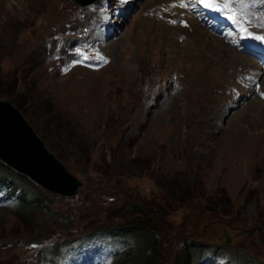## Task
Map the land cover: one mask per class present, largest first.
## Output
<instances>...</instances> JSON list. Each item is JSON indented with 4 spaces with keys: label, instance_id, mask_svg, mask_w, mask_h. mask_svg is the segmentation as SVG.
<instances>
[{
    "label": "rangeland",
    "instance_id": "rangeland-1",
    "mask_svg": "<svg viewBox=\"0 0 264 264\" xmlns=\"http://www.w3.org/2000/svg\"><path fill=\"white\" fill-rule=\"evenodd\" d=\"M129 2L121 17L120 0H0V100L82 182L64 198L0 172L39 204L0 192V264L62 262L57 245L123 224L129 203L157 223V264L190 261L187 243L194 264H264V0H245L263 8L247 33L217 35L165 0Z\"/></svg>",
    "mask_w": 264,
    "mask_h": 264
},
{
    "label": "water",
    "instance_id": "water-1",
    "mask_svg": "<svg viewBox=\"0 0 264 264\" xmlns=\"http://www.w3.org/2000/svg\"><path fill=\"white\" fill-rule=\"evenodd\" d=\"M82 6L96 0H72ZM0 162L52 195L75 196L82 182L45 147L21 113L0 100ZM251 230L242 231L240 235Z\"/></svg>",
    "mask_w": 264,
    "mask_h": 264
},
{
    "label": "trees",
    "instance_id": "trees-1",
    "mask_svg": "<svg viewBox=\"0 0 264 264\" xmlns=\"http://www.w3.org/2000/svg\"><path fill=\"white\" fill-rule=\"evenodd\" d=\"M8 171L12 173L11 170H9L8 168H6V166L0 163V172H8ZM0 183H7L5 182V179L2 178L1 175H0ZM13 189L20 190L16 188L14 184H13ZM166 199L168 198L166 197L164 200ZM168 200L171 201L172 199H168ZM183 202L184 201H181L180 203ZM180 203L179 201H177L174 204L177 205ZM35 206H39V204H37L36 201H32L30 197H28L27 195L23 196L21 194L19 196L20 211L31 212L34 210ZM128 206L132 211L130 213L131 215L130 218L126 221L124 220L123 221L124 223L122 222L123 224H125L124 226L123 224H119L106 228L105 227L100 228V230L90 233L89 235H95L101 233V234L111 235L121 240L123 245V252L120 255V258L122 259V261L116 263V261L119 259L118 258L116 261H114L115 264H157L158 257L153 255L152 252V249L153 247H155L156 244V237L158 235L157 223L155 222L153 217H151L146 211L142 209L141 206L140 208L138 205L136 204L133 205L130 203ZM197 247H198L197 245L188 244V243H187V248L185 246L183 247L184 254L188 253L187 251H189L188 254L189 256H191L190 258L191 260L189 261L188 259L187 261L186 259L182 262V264H194V262L198 261L199 255L197 253H193L192 251ZM189 256L187 255V257Z\"/></svg>",
    "mask_w": 264,
    "mask_h": 264
},
{
    "label": "snow or ice",
    "instance_id": "snow-or-ice-1",
    "mask_svg": "<svg viewBox=\"0 0 264 264\" xmlns=\"http://www.w3.org/2000/svg\"><path fill=\"white\" fill-rule=\"evenodd\" d=\"M200 3L205 7V8H213L216 11H228L230 12V6L227 2H225L223 5H219L217 3H215V0H200ZM181 7H183L184 5L181 4ZM228 19L232 20L234 23H236L239 27V31L247 33V28L244 27V24L247 23V21L241 22L240 20H238L235 16V14L233 13L232 15H230L228 17ZM253 39H257V40H264V37H252ZM86 58V57H85ZM99 59H103L102 57H98ZM104 62L106 63L107 61L104 60Z\"/></svg>",
    "mask_w": 264,
    "mask_h": 264
},
{
    "label": "bare ground",
    "instance_id": "bare-ground-1",
    "mask_svg": "<svg viewBox=\"0 0 264 264\" xmlns=\"http://www.w3.org/2000/svg\"><path fill=\"white\" fill-rule=\"evenodd\" d=\"M161 1H163V0H156V3H158V2H161ZM169 1H172V0H165V2H166V4L163 6V5H160V6H163L164 8H165V11H164V13H166V14H168V17H175L176 15L179 17V15L180 14H182V16H183V18H184V15H183V10L184 9H182L181 11H176L175 9H173L172 7H170L169 5H168V2ZM185 20H186V22L189 24V22L187 21V19L186 18H184ZM196 31H194V30H192V31H190V33H195ZM200 34V36H202V34L201 33H199ZM205 37V36H204ZM208 38V37H207ZM212 40V39H211ZM207 44V43H206ZM218 45V44H217ZM230 49V48H229Z\"/></svg>",
    "mask_w": 264,
    "mask_h": 264
}]
</instances>
